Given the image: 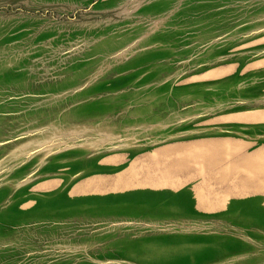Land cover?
Wrapping results in <instances>:
<instances>
[{
    "label": "rangeland",
    "instance_id": "1",
    "mask_svg": "<svg viewBox=\"0 0 264 264\" xmlns=\"http://www.w3.org/2000/svg\"><path fill=\"white\" fill-rule=\"evenodd\" d=\"M262 58L264 0H0V264H264L263 211L112 193Z\"/></svg>",
    "mask_w": 264,
    "mask_h": 264
},
{
    "label": "crops",
    "instance_id": "2",
    "mask_svg": "<svg viewBox=\"0 0 264 264\" xmlns=\"http://www.w3.org/2000/svg\"><path fill=\"white\" fill-rule=\"evenodd\" d=\"M248 67L239 75L259 84L252 87V96L208 101L209 107L203 109L206 117L197 125L209 133L140 150V181L120 172L113 179L112 193L130 192L140 201L167 194L178 206L184 198L187 208L208 215L246 207L263 211L264 216V80L255 79L264 63ZM237 79L220 85L236 87ZM95 186L100 185L78 182L70 193L85 195Z\"/></svg>",
    "mask_w": 264,
    "mask_h": 264
}]
</instances>
